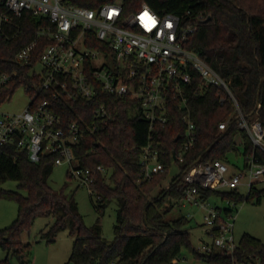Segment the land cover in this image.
I'll use <instances>...</instances> for the list:
<instances>
[{
    "label": "trees",
    "instance_id": "16d2710c",
    "mask_svg": "<svg viewBox=\"0 0 264 264\" xmlns=\"http://www.w3.org/2000/svg\"><path fill=\"white\" fill-rule=\"evenodd\" d=\"M115 1L122 2L125 14L147 3L160 14H182L190 9L193 19L203 15L188 47L197 51L230 81L239 110L230 98L221 102L216 88L211 87L203 94L192 93L188 108L197 125L198 138L194 147L185 153V161L179 163L173 153L179 150L185 123L183 112L176 106L171 108L167 124L158 126L155 131V141H160V148L166 151L161 156L165 168L154 179L143 180L139 159L140 148L149 136L147 120L140 115H130L123 99H116L101 88L90 100L55 101V110L65 124L79 118L89 122L94 120V111L101 105H106L115 114L112 127L88 132L75 146L81 166L96 168L103 165L107 171L113 169L112 184L107 182L105 174L96 172L94 193L90 194L101 213L113 200L117 201L115 237L112 241L105 240L101 223L87 227L74 195H68L63 189L57 190L50 184L55 166L53 154L42 155L38 161H32L26 151L15 144H8L0 147V198L14 199L18 204V214L9 226L0 229V246L15 252L25 263V253L31 243H24L22 234L30 230L38 217H53L54 222L41 232V236L49 243L54 242L70 221V233L75 238L69 262L74 264H181L185 247L192 249L196 257L204 261L230 263L229 257L207 260L198 254L191 246L188 230L183 229L189 219L182 216L169 220L166 216L183 199L186 187L184 172L198 160L219 159L229 164L231 155L238 156L243 151L245 156L255 153L264 162V151L255 148L248 131L239 127L240 114L248 121L258 119L264 123V0H73V3L96 8ZM4 13L7 9L4 0H0V15ZM44 20L43 16L25 12L22 17L14 19L12 28L5 29L7 38L5 34L0 36V70L17 68L16 52L35 39ZM49 42V39L39 42L36 56ZM91 44L98 45L97 42ZM22 75L26 76V72L23 71ZM22 80L27 82L25 77ZM22 80L9 88L10 98ZM41 96L49 94L41 93ZM226 119V129L220 130L218 123ZM173 162L179 164L180 172L168 187L153 195ZM7 180H16L19 190L4 188L2 185ZM200 191L206 198L219 195L236 204L244 201L239 190ZM263 196V191L252 186L246 200L254 197L260 202ZM239 242L237 257L240 260L259 256L264 264L262 240L244 234ZM0 264H9V259L0 261Z\"/></svg>",
    "mask_w": 264,
    "mask_h": 264
},
{
    "label": "built area",
    "instance_id": "2783aa9c",
    "mask_svg": "<svg viewBox=\"0 0 264 264\" xmlns=\"http://www.w3.org/2000/svg\"><path fill=\"white\" fill-rule=\"evenodd\" d=\"M4 3L7 13L0 15V36L5 34L7 38L5 29L12 28L14 19L25 12L46 20L38 28L35 39L16 52L17 68L0 70V147L15 144L32 161L53 154L55 164H69L72 177L90 193H94L96 172L105 174L107 169L103 165L81 166L75 146L88 132L112 127L115 114L101 105L94 111V120L79 118L65 124L55 110V101L90 100L101 88L116 99H123L130 115L147 120L149 136L140 148L139 159L143 180L154 179L165 168L161 156L166 151L160 148V141H155V131L167 124L171 108L176 106L183 112L185 123L179 150L173 153L179 163L185 161V153L198 138L197 125L188 108L192 93L203 94L211 87L216 88L221 102L230 98L239 110L230 81L188 47L203 19V15L191 18L190 9L182 14H160L143 3L138 10L125 14L121 1L106 2L96 8L73 0H4ZM43 39L50 42L36 56ZM92 42L98 45L92 46ZM99 54L105 58L111 56L113 65L105 62L95 66ZM23 71L26 76L22 75ZM24 77L27 82L22 80ZM18 80H22L19 88H24L29 104L22 111H4L3 102L11 99L8 90ZM41 93L49 96L42 97ZM227 124L228 119L223 120L218 128L225 130ZM239 127L248 131L255 148L264 151V123L258 119L248 121L240 114ZM245 157L246 171L231 175H228V163L219 159L198 160L184 172L186 187L182 200L205 208L204 224L211 238L196 252L207 260L231 258L230 263L208 260L207 264H263L259 256L243 260L237 257L240 240L234 236L236 202L226 199L225 208L212 205L200 191L238 190L245 175L251 190L255 182L264 179V162L255 153ZM153 164H156L154 168Z\"/></svg>",
    "mask_w": 264,
    "mask_h": 264
},
{
    "label": "rangeland",
    "instance_id": "374dc122",
    "mask_svg": "<svg viewBox=\"0 0 264 264\" xmlns=\"http://www.w3.org/2000/svg\"><path fill=\"white\" fill-rule=\"evenodd\" d=\"M105 62L113 65V58H105L103 54H99L94 60L95 66H102ZM29 104V97L24 88H18L12 95V98L3 102L2 109L9 112L22 111ZM230 117V115H229ZM228 117V118H229ZM229 162L228 175L246 171V157L243 151L238 156L231 155ZM156 164L152 165V168ZM180 172L179 164L173 162L165 173V179L161 186L153 191V195H157L163 188L168 187L172 179ZM113 169L106 171V180L112 184ZM50 184L57 190H64L68 195H74L79 205V211L82 215L83 223L87 227H93L97 223H101L102 235L107 241H112L115 237L114 224L116 222L118 203L113 200L101 213L95 206L90 191L87 187L72 177V167L69 164H61L54 166L53 173L50 177ZM248 176L242 178L243 184L239 187V192L244 196V201L237 204L235 208V228L234 236L239 241L244 234H250L264 242V196L260 202L256 198L246 200L249 195V187L247 183ZM6 189L19 190L16 180H7L2 185ZM254 187L258 191L264 192V179L255 182ZM25 193V190H22ZM96 200V199H95ZM208 202L212 205H218L222 208L227 207L226 199L219 195H212ZM205 208L193 202L181 200L174 206L172 211L166 216L167 219H176L178 217H187L188 223L183 227L188 230L190 235L191 246L198 249L203 242H210L208 228L204 224ZM18 204L14 199L0 198V229L9 226L17 217ZM54 222L53 217H38L29 231L22 234L24 243H31L29 251L25 253V263L18 257L15 252H9L0 246V261L9 259V264H74L69 262L72 252L74 236L71 232L70 221L65 229L61 230L54 242H47L41 236V232L47 230ZM181 264H207L204 260L196 257V254L190 248H183ZM28 261V262H27Z\"/></svg>",
    "mask_w": 264,
    "mask_h": 264
}]
</instances>
